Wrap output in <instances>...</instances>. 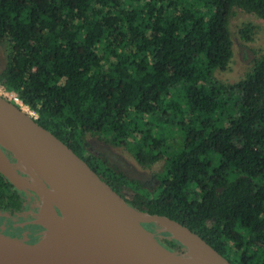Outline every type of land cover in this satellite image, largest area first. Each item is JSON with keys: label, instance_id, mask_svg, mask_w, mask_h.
Here are the masks:
<instances>
[{"label": "trees", "instance_id": "1", "mask_svg": "<svg viewBox=\"0 0 264 264\" xmlns=\"http://www.w3.org/2000/svg\"><path fill=\"white\" fill-rule=\"evenodd\" d=\"M236 9L264 19V0H0V86L131 207L179 222L229 264H264V56L237 84L216 78ZM241 33L250 41L253 27ZM88 135L140 165L165 161L158 185L91 154ZM24 202L0 173V214ZM158 240L180 255L172 236Z\"/></svg>", "mask_w": 264, "mask_h": 264}, {"label": "water", "instance_id": "2", "mask_svg": "<svg viewBox=\"0 0 264 264\" xmlns=\"http://www.w3.org/2000/svg\"><path fill=\"white\" fill-rule=\"evenodd\" d=\"M6 151L34 183L19 173ZM0 173L20 191L39 194L55 221L72 225L84 239L73 248L53 239L28 244L0 233V264H195L163 246L145 227L151 224L163 226L190 250L175 233L200 242L207 264H229L179 222L131 207L66 144L1 95ZM55 207L62 216L53 213Z\"/></svg>", "mask_w": 264, "mask_h": 264}, {"label": "rangeland", "instance_id": "3", "mask_svg": "<svg viewBox=\"0 0 264 264\" xmlns=\"http://www.w3.org/2000/svg\"><path fill=\"white\" fill-rule=\"evenodd\" d=\"M249 25L253 27V33L252 39L247 41L243 38L241 31ZM229 27L233 41V57L225 71L216 73V78L225 84L234 85L245 79L252 71L257 59L264 56V19L259 18L255 14L236 9L230 19ZM5 63L6 49L0 47V71L5 68ZM0 95L11 102L15 101L21 109L26 110L27 114L36 117L28 107L16 100V95L5 92L1 86ZM86 141L88 143V151L91 154L101 157L117 171L122 172L131 179L137 180L149 189H153L158 185L157 176L163 172L165 161L161 160L149 165H140L126 147L115 146L101 135H88ZM15 165L17 167L19 165L22 166L18 161ZM126 195L130 196V193ZM20 216L18 215V217ZM44 216L45 211L42 212L41 222L46 227V235L40 242L52 241L49 229L43 222ZM150 231L156 236L159 234L172 236V233L161 225L154 224V228ZM179 243L183 246L180 255L184 258L193 259L192 250L182 242Z\"/></svg>", "mask_w": 264, "mask_h": 264}, {"label": "flooded vegetation", "instance_id": "4", "mask_svg": "<svg viewBox=\"0 0 264 264\" xmlns=\"http://www.w3.org/2000/svg\"><path fill=\"white\" fill-rule=\"evenodd\" d=\"M10 161L15 165L17 163L15 157L6 151ZM18 171L30 182L34 183L30 176L27 175L24 167L18 166ZM26 199L22 208L16 211L12 216L0 214V233L26 242L28 244H37L43 240L46 235V227L41 222L42 212L45 211V201L37 193L26 190L20 191ZM59 216H62L58 208H54ZM18 215H21L18 217Z\"/></svg>", "mask_w": 264, "mask_h": 264}, {"label": "bare ground", "instance_id": "5", "mask_svg": "<svg viewBox=\"0 0 264 264\" xmlns=\"http://www.w3.org/2000/svg\"><path fill=\"white\" fill-rule=\"evenodd\" d=\"M26 112L25 109H22ZM55 213V210H53ZM44 224L48 227L51 238L56 242L68 243L73 246V248H78L83 245L82 236L78 235L75 227L68 223H58L55 221L52 212L45 208ZM184 242L191 246L192 262L195 264H207V253L202 247L201 243L197 240H190L188 236L180 235L175 233Z\"/></svg>", "mask_w": 264, "mask_h": 264}, {"label": "built area", "instance_id": "6", "mask_svg": "<svg viewBox=\"0 0 264 264\" xmlns=\"http://www.w3.org/2000/svg\"><path fill=\"white\" fill-rule=\"evenodd\" d=\"M16 100H18L17 97H16Z\"/></svg>", "mask_w": 264, "mask_h": 264}]
</instances>
